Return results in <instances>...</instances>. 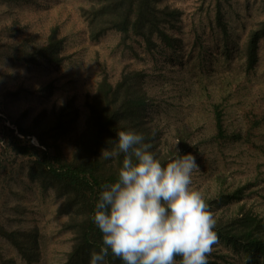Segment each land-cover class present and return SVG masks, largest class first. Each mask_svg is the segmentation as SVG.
<instances>
[{
  "label": "rangeland",
  "instance_id": "374dc122",
  "mask_svg": "<svg viewBox=\"0 0 264 264\" xmlns=\"http://www.w3.org/2000/svg\"><path fill=\"white\" fill-rule=\"evenodd\" d=\"M164 2L182 12L174 32L178 41L172 49L160 44L149 52L140 40H129L126 49L115 31L91 40L81 16L88 0H0V160L6 167L0 170V226L38 229L39 254L33 264H64L72 234L62 229L65 218L57 214L56 194L25 177L26 159L10 164L14 161L5 155L2 127L16 135V123L25 127L44 110L48 117L53 108L72 101L79 131L88 113L87 96L105 76L116 83L126 66L145 74L144 89L152 101L148 118L160 129L161 146H174L178 134L188 146L181 154L196 156L199 171L192 187L205 201L240 189L238 197L210 208L215 220L234 217L241 207L264 219V38L258 41L252 69L245 55L250 33L264 20V0ZM54 29L64 37L61 63H22L4 54L23 44L45 46ZM215 105L222 111L225 140L215 138ZM30 141L38 146L35 137ZM14 169L9 178L5 172ZM218 241L208 264H246L242 252ZM4 258L25 264L0 234V264Z\"/></svg>",
  "mask_w": 264,
  "mask_h": 264
},
{
  "label": "trees",
  "instance_id": "16d2710c",
  "mask_svg": "<svg viewBox=\"0 0 264 264\" xmlns=\"http://www.w3.org/2000/svg\"><path fill=\"white\" fill-rule=\"evenodd\" d=\"M164 1L88 0L90 5L81 9V16L91 40L115 31L120 34V44L126 49L131 48L129 40H140L149 52L160 44L172 49L178 41L174 32L182 12ZM261 38H264V20L250 33L247 41L245 55L249 69L257 60V44ZM25 45L21 49L16 46L5 49L4 54L15 61L32 64L39 60L59 64L66 58L63 55L64 37H59L56 29L48 36L45 46L28 48ZM144 75L126 66L114 84L108 77H103L93 95L87 96L85 107L88 113L79 131L76 124L79 113L72 101L57 110L53 108L48 117L44 110L25 127L16 123L18 135L14 134V129L2 127L1 143H5V155L12 156L14 161L10 164L16 166L15 160L26 159L25 177L41 190L54 192L60 200L57 214L65 218L62 229L72 234L71 249L64 264H89L90 252L93 249L99 251L102 244L92 213L101 185L115 181L122 166V155L114 159H104L101 155L103 149L113 147L109 141L117 138L118 131L131 128L142 133L162 164L175 154L176 147L180 151L188 147L185 138L178 134H175L174 146L166 149L161 146L160 129H156L148 118L147 109L152 101L144 89ZM221 112L215 105V138L225 140L228 135ZM32 137L36 138L38 146L31 143ZM4 168L0 160V170ZM14 172L15 169L5 173L11 178ZM239 190L232 195L207 200L209 209L226 204L231 196L238 197ZM214 231L218 238L244 254L246 264H264V219L256 213L241 207L234 217L222 215V218H216ZM0 234L25 264L37 262L36 227L9 230L0 226ZM2 264L17 263L12 258H4ZM106 264H122V261L109 254Z\"/></svg>",
  "mask_w": 264,
  "mask_h": 264
},
{
  "label": "clouds",
  "instance_id": "9594fccd",
  "mask_svg": "<svg viewBox=\"0 0 264 264\" xmlns=\"http://www.w3.org/2000/svg\"><path fill=\"white\" fill-rule=\"evenodd\" d=\"M109 142L113 147L101 155H122V166L98 193L92 220L102 244L90 252L89 264H106L109 254L122 264H208L219 241L214 213L192 187L196 156L176 147L162 164L144 135L131 128Z\"/></svg>",
  "mask_w": 264,
  "mask_h": 264
}]
</instances>
